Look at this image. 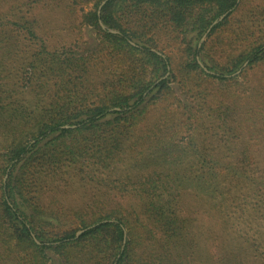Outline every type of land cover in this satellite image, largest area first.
Listing matches in <instances>:
<instances>
[{"label": "trees", "instance_id": "16d2710c", "mask_svg": "<svg viewBox=\"0 0 264 264\" xmlns=\"http://www.w3.org/2000/svg\"><path fill=\"white\" fill-rule=\"evenodd\" d=\"M245 1L0 0V264H46L48 252L60 264H264V171L249 169L264 148V73L228 77L245 62L240 77L264 71V5ZM38 9L92 28L95 46L58 43ZM72 174L92 198L134 201L43 205L42 185ZM185 193L230 210L219 214L238 246L205 250L180 213Z\"/></svg>", "mask_w": 264, "mask_h": 264}, {"label": "rangeland", "instance_id": "374dc122", "mask_svg": "<svg viewBox=\"0 0 264 264\" xmlns=\"http://www.w3.org/2000/svg\"><path fill=\"white\" fill-rule=\"evenodd\" d=\"M245 2L248 5H264V0H246ZM36 13L38 17L42 18L43 23L46 24L48 28L52 29L55 40L58 43L63 45H70L73 42H76L78 45V51L80 52H84L86 49H92L95 46V33L92 28L83 26L80 28L79 33H76L71 26V20L64 16L59 10L55 12H50L43 11V9H38ZM241 15L242 14L240 12L235 13L229 19L227 27L230 29L239 27L237 26V23L241 19ZM220 21H222V19L218 22ZM209 27L199 38L197 42V48H200L202 43L206 40L209 30L211 29V27ZM171 48H173V53L177 52L174 47ZM154 51L158 54H161L157 50ZM236 53L237 51H235L233 54ZM196 59L197 64L199 62L201 65L200 66L198 64L199 67L205 73H209V71H207L206 66L202 63L198 56L196 57ZM219 61L221 63L223 61V58H220ZM245 67L246 62L243 63L239 67V69H237L231 75H228V77H234L237 79L238 82L242 83L243 86H246L248 83H256V79L261 78V75L264 73L263 69H255L253 70V72L248 71L245 76L240 77V73L242 72V70L245 69ZM253 158L254 163L251 164L249 168L250 175L251 177L257 179L256 176H261V172L264 171V148H261L260 151H256L253 155ZM48 184L49 183L47 182L44 183L42 185L43 188L40 189V200L42 204L47 207L51 206L52 208H56L58 206L55 202H57L61 204L65 211H71L72 209L86 210L90 205H92L91 202L96 199L102 200L105 203V209L113 207L116 203H121L122 205L127 206L129 203H133L134 201V199L131 197L120 198V196L114 191L111 192L108 196H105V194L101 192L100 198H98L99 194H96L95 198H92L95 192L90 191V184L83 185L79 179L73 177V174L68 178L67 182H63L60 186L57 185L56 188L52 187L51 185L47 186ZM178 201L181 215L188 216L189 218L193 219L194 231L196 233L197 229V232H199L200 234L202 242L201 246L203 248H206L205 250L212 254L213 257H217V255L221 253L228 252L231 248H235L236 245L238 246V241L234 239L235 235L233 236L230 232V229L228 230L225 225H223V223L225 222L224 216L219 214L231 213L230 210L227 212H223L216 209L215 207L211 208L209 207V205L201 202L200 200L196 199L188 193H185L178 197ZM236 212L237 211L235 210V212L233 213ZM64 213L66 214V212ZM261 213L263 212L261 211ZM259 224V222L251 223L252 230H258L259 228L261 229ZM65 227L66 226L59 228L58 226L54 225L52 227H47V231L49 233L60 234L61 231L65 229ZM32 238L37 244H39L33 234ZM258 242L259 243L257 248L259 250L257 252V255H259V253L264 252V237H262V240H259ZM47 256L49 257V260L46 264H60V261L58 260L57 256L54 255L52 252H48ZM243 258L244 264H260L261 262L259 258L254 259V262L253 258L252 260H250V258H245L244 253Z\"/></svg>", "mask_w": 264, "mask_h": 264}, {"label": "water", "instance_id": "95a60500", "mask_svg": "<svg viewBox=\"0 0 264 264\" xmlns=\"http://www.w3.org/2000/svg\"><path fill=\"white\" fill-rule=\"evenodd\" d=\"M225 15H226V13L220 15V16L218 17V19H216V20H214V21L212 22V24L210 25V27H212L214 24H216L219 20L223 19ZM99 25H100V27H101L103 30H106L107 32H110V33H116V31H114V30L107 29L105 26L102 25V23H101L100 21H99ZM210 27H209V28H210ZM207 32H208V30H207ZM131 44H132V43H131ZM132 45H133V44H132ZM198 46H199V45H198ZM198 64L200 65L199 62H198ZM244 65H245V64H244ZM200 66H201V65H200ZM72 127H73V126H71V128H72ZM63 128H69V126L65 125V126H63ZM82 231H83V230H79L75 235L78 236ZM124 236H125V235H124Z\"/></svg>", "mask_w": 264, "mask_h": 264}]
</instances>
